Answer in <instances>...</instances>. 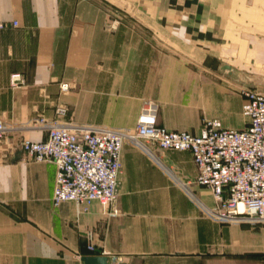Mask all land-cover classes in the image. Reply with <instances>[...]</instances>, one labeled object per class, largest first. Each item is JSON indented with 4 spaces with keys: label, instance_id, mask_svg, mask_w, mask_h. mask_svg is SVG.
I'll use <instances>...</instances> for the list:
<instances>
[{
    "label": "crops",
    "instance_id": "crops-1",
    "mask_svg": "<svg viewBox=\"0 0 264 264\" xmlns=\"http://www.w3.org/2000/svg\"><path fill=\"white\" fill-rule=\"evenodd\" d=\"M0 23V264H84L89 233L118 264H264V223L210 218L188 151L123 143L107 216L54 205L55 165L20 149L46 138L39 116L131 131L145 100L168 130L244 128L240 89H264V0H0Z\"/></svg>",
    "mask_w": 264,
    "mask_h": 264
},
{
    "label": "built area",
    "instance_id": "built-area-1",
    "mask_svg": "<svg viewBox=\"0 0 264 264\" xmlns=\"http://www.w3.org/2000/svg\"><path fill=\"white\" fill-rule=\"evenodd\" d=\"M15 24V23H13ZM110 27L115 26L113 21ZM3 24L0 23V29ZM23 84L20 73L9 74L11 88ZM67 83H60L61 92ZM241 112L246 118L242 129L223 128L218 120H205L197 134L168 130L157 125V104L142 102L131 131L112 128L45 123L42 116L34 127L46 130L41 141L23 139L20 149L33 161L52 162L55 175L51 200L54 205L72 202L75 212L86 211L97 201L107 216H116L117 176L122 144L141 147V140L164 150L188 151L196 167L195 182L206 188L214 205L206 214L220 222L264 223V92L241 88ZM66 108L54 107L55 117H62ZM10 129L0 121V138ZM88 255H104L107 264H118V257L97 249L87 234Z\"/></svg>",
    "mask_w": 264,
    "mask_h": 264
},
{
    "label": "water",
    "instance_id": "water-1",
    "mask_svg": "<svg viewBox=\"0 0 264 264\" xmlns=\"http://www.w3.org/2000/svg\"><path fill=\"white\" fill-rule=\"evenodd\" d=\"M223 69H228V67L224 66ZM245 87L264 92L263 88L256 87L255 85H252V84L251 85L247 84ZM80 260L84 264H107L106 256H104V255H88V254H86V255L80 256Z\"/></svg>",
    "mask_w": 264,
    "mask_h": 264
},
{
    "label": "rangeland",
    "instance_id": "rangeland-1",
    "mask_svg": "<svg viewBox=\"0 0 264 264\" xmlns=\"http://www.w3.org/2000/svg\"><path fill=\"white\" fill-rule=\"evenodd\" d=\"M110 19H111V18H110ZM113 21H115V20H112V19L109 20V19H108L107 24H106V25H107V28H112V27H110L109 25H110Z\"/></svg>",
    "mask_w": 264,
    "mask_h": 264
}]
</instances>
